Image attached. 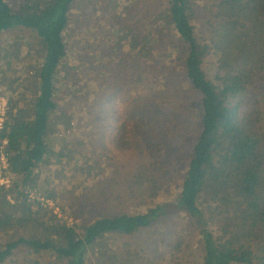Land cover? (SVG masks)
Here are the masks:
<instances>
[{
	"label": "trees",
	"instance_id": "obj_1",
	"mask_svg": "<svg viewBox=\"0 0 264 264\" xmlns=\"http://www.w3.org/2000/svg\"><path fill=\"white\" fill-rule=\"evenodd\" d=\"M77 1L83 8L91 0H0V34L31 29L41 40L30 46L32 54L21 53L22 61H39L37 68L26 62L6 67L19 79L17 87L23 81L33 87L29 97L14 99L9 93L1 134L7 138L8 170L14 178L9 187L0 186V264H190L183 255L188 233L172 238L160 255L138 241L142 231L175 213H180L185 230L199 234V256L192 264H264V0H167L135 26L128 18L112 23L100 45L127 47L121 35L129 32V51L144 59L145 66L129 63L124 53L111 74L101 66L100 82L91 73L85 80L98 55L83 52L75 72L83 84L97 87L73 96L86 103L84 109L61 112L58 72L67 55L65 32L74 26L70 14ZM80 35L88 36V30ZM173 73L189 84L183 96L167 95L168 75ZM115 76L120 80L112 82ZM106 85L137 95L150 89L145 102L157 108L150 124L151 144L167 154L157 153L149 164L161 176L168 168L166 159L183 165L172 184L173 197L153 202L155 189L161 191L164 183L158 175L137 170L126 179L127 196L118 194L119 200L134 197L132 209L105 212L101 205L93 211L81 199L88 193L86 183L72 170L61 172L67 145L54 144L56 119L78 126L87 159L94 158L92 171L121 177V166L103 152L101 128L91 117L94 109H88ZM46 158L62 159L52 179L39 169ZM34 194L44 202L31 199ZM47 201L73 223L59 222ZM141 205L148 207L142 210Z\"/></svg>",
	"mask_w": 264,
	"mask_h": 264
},
{
	"label": "rangeland",
	"instance_id": "obj_2",
	"mask_svg": "<svg viewBox=\"0 0 264 264\" xmlns=\"http://www.w3.org/2000/svg\"><path fill=\"white\" fill-rule=\"evenodd\" d=\"M88 3V6H83L82 8V6L79 7L81 3L77 1V4L73 6L70 19L74 26L73 28L68 26L65 32V41L68 49L67 55L58 72L57 87L59 93L57 92L56 94L58 108L61 112L67 108L73 109L77 107L84 109L86 103L79 102V99H74L78 98L76 95L78 90L84 93L90 88L97 87V84L94 83L89 85L83 84L80 81V75L75 72L83 62V52H94V55H98V58L92 60V64L85 71V80L88 78L89 73H91L95 76L96 82H100L101 66L103 65L106 69L108 68V72L111 74L115 61L120 62L124 53L129 54L127 58L129 63L145 66L144 59L138 57L135 51H129L131 33L122 32L121 39L126 41V47L122 46L121 43L112 42L102 43L100 45L101 39L105 38L103 31L110 30L112 23L118 20L121 21L124 18L129 19L130 26H135L142 18H145L146 14H152L155 11L153 8L156 7L159 9L161 6L165 7L167 0H140L138 2H134V0H102V2L91 0ZM133 3V6L130 5ZM97 13L98 16L96 17L95 14ZM85 17H87V20L82 19ZM92 21L93 26L91 24ZM84 28L88 30V36L86 37L85 35H80ZM159 32H161V29ZM39 41L41 42L40 38L31 29L17 28L0 34V92H2L0 97L7 100L8 106L9 93H13L14 99H17L18 95H21L22 98L29 97L32 93L31 89L33 85L23 81L21 82L22 86L17 87L19 79L15 81V77L17 78V76L14 75L13 70H7L6 67L14 64L21 65L23 62H26L30 68H37L40 63L39 61L29 59L28 57L22 61L21 53L32 54L33 52L30 51V46H38ZM99 46H102L103 49L110 48L105 59H99L103 51ZM146 66L147 69L152 70L150 65ZM70 71L75 75L70 73ZM126 76L125 78L128 79V74ZM168 77L170 78V88L167 91V95L183 96L189 86L186 78L182 77L179 73H173L168 75ZM121 78H124L123 75L120 76ZM120 79L118 76H115L111 80L112 82H117ZM69 80H74V86H72ZM148 90L150 89L146 88V91L137 95L125 87L106 85L103 90L101 88L102 92L100 91L94 95L99 99L97 103L91 102L88 105L89 110L94 109L91 117L94 120L95 126L101 128L100 135L105 140L102 146L104 148L103 152L121 166V177H115L111 173L103 175L98 171H92L91 164L94 158L88 157L87 159V150L84 149L85 142H82V137L78 135V126L64 124L62 119H56L54 121L53 125L56 129L55 135L52 138L56 148L67 145L64 154L68 156V159L67 163L63 165L61 172L63 175H66L69 170H72L77 174L81 182L86 183L85 187L88 193L81 197V199L85 201L84 205L88 209L92 208L93 211H97L101 205L105 208V212H120L132 209L134 207V197H129L127 200H119L118 197L128 191L126 179H131L137 170L149 176L158 175L159 180L164 183L161 191L155 189V195L151 196L153 202L159 200L164 201L171 196L173 197L171 192L173 190L172 184L177 179L179 173L183 171V165L179 164L177 160L170 161L166 159L164 163L168 165V168L166 174L161 176L157 171H154V166L149 164L160 153L152 146L149 135L151 120L155 117L153 113L157 108L151 104L149 106L145 102V99L150 96ZM73 96L75 97L73 98ZM165 96H161L162 101L164 105L169 106V100ZM91 98L90 96V101H92ZM152 98L158 99L157 96ZM173 102L177 103L176 100ZM173 149L176 150L177 147ZM166 154L163 153L160 155L166 157ZM58 166H62V159L53 161L52 158H46L39 165V169L41 173L46 174L52 179L55 177ZM96 166H99V164ZM95 174H97L96 177L94 176ZM145 198H147V194ZM140 207L142 210H145L148 205L147 207L145 205H141ZM56 214L58 215L59 222L67 221V224L73 223L72 219H68V216L60 211ZM185 227L180 213H175L174 215L168 216L164 221L158 222L155 226L142 231L138 236V241L149 252L160 255L162 252L168 251L172 238L176 235L182 236L188 233L190 235L188 238V248L185 249L183 255L186 261L192 264L199 256V234L197 231L188 232L184 229ZM43 264H46V261Z\"/></svg>",
	"mask_w": 264,
	"mask_h": 264
},
{
	"label": "built area",
	"instance_id": "obj_3",
	"mask_svg": "<svg viewBox=\"0 0 264 264\" xmlns=\"http://www.w3.org/2000/svg\"><path fill=\"white\" fill-rule=\"evenodd\" d=\"M8 112L9 106L7 100L0 97V186H4L6 188L11 185L14 178L13 174L8 170L10 153L6 150L7 138H2L1 136ZM30 198L35 199L40 203L44 202L43 197L39 195H30ZM47 203L51 208H54L55 213H58L59 208L54 207V204L51 201H47Z\"/></svg>",
	"mask_w": 264,
	"mask_h": 264
}]
</instances>
